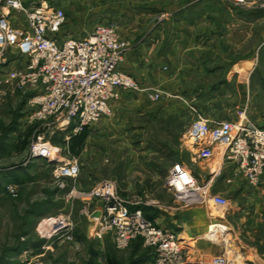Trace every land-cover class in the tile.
Listing matches in <instances>:
<instances>
[{
  "label": "rangeland",
  "instance_id": "374dc122",
  "mask_svg": "<svg viewBox=\"0 0 264 264\" xmlns=\"http://www.w3.org/2000/svg\"><path fill=\"white\" fill-rule=\"evenodd\" d=\"M35 1L62 7L66 22L61 33L85 38L97 26H109L107 23L128 13L132 20L133 11L140 6L166 8L192 0ZM249 2L264 10L259 0H247L244 6ZM258 26L256 42L262 29V25ZM118 36L128 45L126 39ZM21 60L15 51L0 50V264H153V251L143 242L136 240L121 250L110 237L99 240L89 234L94 226L90 212L97 203L91 204L88 195L96 186H90L84 175L96 171L102 180H114L118 194L125 197L170 203L172 196L163 189V180L171 166L187 164L189 160L184 141L193 122L190 116L136 111L134 107L126 112L120 110L103 122V128L95 129L84 148L78 142L67 145L63 133L57 135L48 127V121L33 119L31 100L35 89L21 88L16 80L7 82L10 70L18 69ZM137 99L132 96L127 101L133 103ZM139 99L150 104L145 101L151 100L148 94ZM136 121L149 125L158 141L156 146L148 143L140 147L137 135L131 132ZM39 141H50L60 149L59 163L44 158L26 163L32 146ZM138 147L141 151H137ZM149 149L153 150L145 153ZM151 161L159 164L158 180H153L147 170ZM69 162L78 163L83 175L73 179L60 177L58 169ZM251 217L256 223L247 225L246 216L232 214L236 233L235 237H228L238 252L255 253L249 255L247 264H264V207ZM226 260L227 264H234Z\"/></svg>",
  "mask_w": 264,
  "mask_h": 264
},
{
  "label": "crops",
  "instance_id": "0c3cea01",
  "mask_svg": "<svg viewBox=\"0 0 264 264\" xmlns=\"http://www.w3.org/2000/svg\"><path fill=\"white\" fill-rule=\"evenodd\" d=\"M232 1L192 0L166 8L144 5L133 11L132 20L128 13L122 19L107 23L128 42L121 71L136 78L148 91L159 92L162 98L159 101L146 99L150 103L147 104L139 99L144 94L122 92L111 103V115L99 124L80 129L75 122L59 120L48 127L57 135L63 133L67 145L76 144L79 137L84 136V145H81L84 148L95 129L104 127L105 120L115 117L117 111L126 112L133 107L144 112L186 113L192 121L199 116L210 121H235L240 110L246 112L249 121L264 126V10L253 7L251 2L248 6L236 7ZM258 25H262V29L256 42ZM21 65L22 60L19 67ZM132 96L138 98L136 102L127 101ZM132 126L131 132L137 135L140 147L148 143L157 145L149 125L136 121ZM46 143L52 146L50 141ZM184 143L189 157L187 165L198 184L209 196L228 199L227 208L217 207L212 202L184 204L176 200L165 186V178L173 166L167 170L162 186L172 196L170 203L120 195L158 226L175 231L188 259L209 261L223 256L234 264H247L249 255L255 253L238 252L231 243L228 236L235 237L236 228L230 216L239 213L248 218L247 225L256 223L251 215L258 214L264 207V178L258 188H252L235 173L234 165L225 161L220 146H213L211 159H198L199 144L191 142L187 134ZM52 147L58 152L55 162L59 163L60 149ZM137 151H141L139 147ZM150 163L147 170L153 180H158L159 164ZM84 177L90 186L104 181L116 184L114 180H102L96 171L85 172ZM101 213L102 207L95 204L90 212L93 229ZM93 229L89 230L90 235ZM213 229H216L215 240L211 236Z\"/></svg>",
  "mask_w": 264,
  "mask_h": 264
},
{
  "label": "built area",
  "instance_id": "2783aa9c",
  "mask_svg": "<svg viewBox=\"0 0 264 264\" xmlns=\"http://www.w3.org/2000/svg\"><path fill=\"white\" fill-rule=\"evenodd\" d=\"M259 1L264 5V0ZM246 3L235 0L237 6ZM65 22L63 8L52 2L0 0V50L15 51L23 63L10 70L7 82L16 80L21 88L35 89L33 119L48 121V126L61 120L75 122L83 129L109 117L111 103L122 92L148 94L152 101L162 98L159 92L148 91L121 71L128 45L113 26H97L87 37L78 38L61 33ZM237 113L235 121H210L199 116L191 123L187 137L199 144L198 159H211L213 146L223 148V158L234 165L235 173L258 188L264 178V126L249 121L245 111ZM40 141L32 146L27 164L39 158L57 160L58 152ZM80 170L75 162L61 166L58 173L60 177L77 178ZM193 174L183 162L173 165L165 178L166 189L184 204L212 202L228 207V199L209 196ZM116 187L104 181L88 195L91 204L102 207L93 238L110 237L121 250L141 240L153 251V264H227L224 257L188 259L179 235L149 220L141 209H133L132 202L120 196Z\"/></svg>",
  "mask_w": 264,
  "mask_h": 264
},
{
  "label": "bare ground",
  "instance_id": "6f19581e",
  "mask_svg": "<svg viewBox=\"0 0 264 264\" xmlns=\"http://www.w3.org/2000/svg\"><path fill=\"white\" fill-rule=\"evenodd\" d=\"M217 228H219L220 230H223V227L222 226H218ZM215 235H216V229H213V231H211V236L213 237V240L216 239V236ZM224 242H225L226 245H228L227 244V239H225Z\"/></svg>",
  "mask_w": 264,
  "mask_h": 264
},
{
  "label": "trees",
  "instance_id": "16d2710c",
  "mask_svg": "<svg viewBox=\"0 0 264 264\" xmlns=\"http://www.w3.org/2000/svg\"><path fill=\"white\" fill-rule=\"evenodd\" d=\"M83 137H84V136L79 137V139L77 140V142H78L80 148H81L82 140L84 139ZM25 145H26V143H25ZM138 242H141V243H142L141 240H138Z\"/></svg>",
  "mask_w": 264,
  "mask_h": 264
}]
</instances>
